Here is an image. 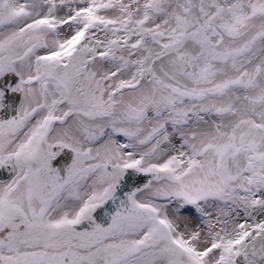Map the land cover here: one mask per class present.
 I'll list each match as a JSON object with an SVG mask.
<instances>
[{
    "label": "snow or ice",
    "instance_id": "1",
    "mask_svg": "<svg viewBox=\"0 0 264 264\" xmlns=\"http://www.w3.org/2000/svg\"><path fill=\"white\" fill-rule=\"evenodd\" d=\"M0 264H264V0H0Z\"/></svg>",
    "mask_w": 264,
    "mask_h": 264
}]
</instances>
